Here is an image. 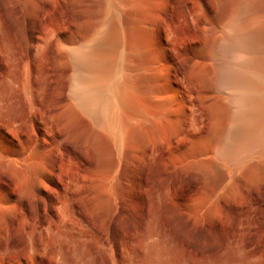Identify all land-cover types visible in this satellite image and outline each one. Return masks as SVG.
I'll return each mask as SVG.
<instances>
[{
	"label": "bare ground",
	"instance_id": "bare-ground-1",
	"mask_svg": "<svg viewBox=\"0 0 264 264\" xmlns=\"http://www.w3.org/2000/svg\"><path fill=\"white\" fill-rule=\"evenodd\" d=\"M4 120L19 191L85 152L107 190L129 163L181 213L264 225V0H0Z\"/></svg>",
	"mask_w": 264,
	"mask_h": 264
},
{
	"label": "rangeland",
	"instance_id": "rangeland-1",
	"mask_svg": "<svg viewBox=\"0 0 264 264\" xmlns=\"http://www.w3.org/2000/svg\"><path fill=\"white\" fill-rule=\"evenodd\" d=\"M94 162L56 155L24 191L0 170V264H264V225L239 223L237 211L181 213L170 206L177 195L163 197L154 173L129 163L107 190Z\"/></svg>",
	"mask_w": 264,
	"mask_h": 264
}]
</instances>
